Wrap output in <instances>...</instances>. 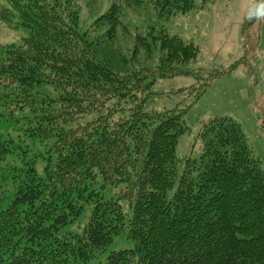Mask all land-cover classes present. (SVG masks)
<instances>
[{
  "label": "trees",
  "instance_id": "obj_1",
  "mask_svg": "<svg viewBox=\"0 0 264 264\" xmlns=\"http://www.w3.org/2000/svg\"><path fill=\"white\" fill-rule=\"evenodd\" d=\"M71 1L14 0L30 36L0 48V107L18 110L26 117L19 129L46 147L34 152L0 136V264H89L122 233L134 248L111 251L98 264H264V170L241 125L227 115L211 118L199 133L200 156L186 158L178 174L188 109H144L155 78L179 74L198 46L165 29L138 34L135 46L162 53L147 70L154 80L138 70L120 73L97 50L115 39L122 9L144 0L114 3L85 32ZM150 1L168 17L197 7L195 0ZM257 9L260 0L243 23L245 43L259 26ZM40 84L57 93L38 91ZM98 181L124 185L130 217ZM87 206L82 231H69Z\"/></svg>",
  "mask_w": 264,
  "mask_h": 264
},
{
  "label": "rangeland",
  "instance_id": "obj_2",
  "mask_svg": "<svg viewBox=\"0 0 264 264\" xmlns=\"http://www.w3.org/2000/svg\"><path fill=\"white\" fill-rule=\"evenodd\" d=\"M20 3L27 0H15ZM121 0H72V9L79 14L78 29L85 32L93 22L110 7ZM197 7L187 13L166 16L158 5L144 0L141 5L124 7L120 13L118 34L111 42L102 44L98 57L107 60L120 73L140 71L147 75L145 81H153L154 76L147 72L157 64L161 51L155 48L135 46L138 34L147 35L159 30L184 41L192 42L199 48V55L179 66V74L157 76L151 86V96L144 104L147 112L188 109L183 121L189 126L177 145V170L181 174L186 158H198L202 142L199 133L205 123L217 116H231L242 127L252 154L257 156L264 170V15L259 26L248 31V42L242 34L243 23L251 15L254 0H195ZM202 2L204 7H201ZM261 8L264 0H260ZM9 9L8 18L0 15V48L8 44L20 45L30 36L29 27L21 23V12L14 7V0H0V14ZM161 12L163 14H161ZM105 25L93 31V38L103 34ZM150 37V36H149ZM37 90L55 95L53 85L40 84ZM204 91L195 100V95ZM9 107H0V136H11L22 145H30L34 152H44V143L29 139L19 126H23L26 117ZM45 160L37 161L36 170L43 177ZM103 196L115 198L122 205L126 217L132 209L130 200L122 198L124 185L102 187L97 182ZM87 206L80 218L67 226L74 233H80L90 214ZM127 230V229H126ZM133 239L125 233L115 237L102 257L95 258L89 264H98L114 250L134 248Z\"/></svg>",
  "mask_w": 264,
  "mask_h": 264
},
{
  "label": "clouds",
  "instance_id": "obj_3",
  "mask_svg": "<svg viewBox=\"0 0 264 264\" xmlns=\"http://www.w3.org/2000/svg\"><path fill=\"white\" fill-rule=\"evenodd\" d=\"M257 15H264V5H262L261 9H257Z\"/></svg>",
  "mask_w": 264,
  "mask_h": 264
}]
</instances>
